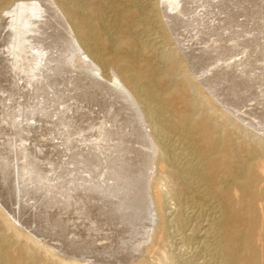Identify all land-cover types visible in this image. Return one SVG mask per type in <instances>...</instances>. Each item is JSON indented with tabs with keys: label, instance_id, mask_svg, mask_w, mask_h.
<instances>
[{
	"label": "bare ground",
	"instance_id": "obj_1",
	"mask_svg": "<svg viewBox=\"0 0 264 264\" xmlns=\"http://www.w3.org/2000/svg\"><path fill=\"white\" fill-rule=\"evenodd\" d=\"M6 1L0 64L20 74L34 64L24 59L37 57L31 50L63 46L62 27L78 49L65 61L75 66L70 74L112 97L102 122L113 127L106 131L123 129L125 143L143 142L146 151L120 157L130 204L117 222L124 235L115 250L88 251L60 238L51 244L45 228L27 217L29 206L11 207L0 193V264H264V93L261 87L246 117L231 111L241 104L236 88L245 89L233 79L238 62L199 74L171 30L169 3L177 0ZM17 12L15 31L24 30L25 15L32 18L28 53L19 34L5 31L4 17ZM39 17L44 24L35 23ZM52 55L50 63H58L59 54ZM144 160L154 175L142 203L137 189L145 181L135 172Z\"/></svg>",
	"mask_w": 264,
	"mask_h": 264
},
{
	"label": "rangeland",
	"instance_id": "obj_2",
	"mask_svg": "<svg viewBox=\"0 0 264 264\" xmlns=\"http://www.w3.org/2000/svg\"><path fill=\"white\" fill-rule=\"evenodd\" d=\"M169 6L171 30L179 44H185L183 52L199 74L225 61L238 62L233 79L240 77L245 89L236 88L241 104L238 111H231L246 117L243 112L261 90L264 93V0H177ZM14 17H4L5 31L19 34L27 51L35 36L30 30L32 18L25 15L19 22L24 30L15 31L21 14ZM41 20L35 23L45 22ZM62 29L58 41L63 46L56 52L46 46L31 50L37 57L25 54L24 59L34 64H25L20 74L5 67V61L0 64V193L11 207L28 205L27 217L34 226L45 228L51 244L57 245L60 238L88 251L108 252L124 235L117 222L129 212L124 191L129 179L121 175L120 157L127 152L129 157L132 148L146 149L143 142L133 143L132 148L125 143L123 129L106 131L113 127L102 122L111 114L106 102L112 97L99 95L100 89L92 90L88 82L70 74L75 66L69 68L65 61L78 49ZM54 53L59 54V62L53 64L50 54ZM136 123L140 129L138 118ZM136 135L143 140L142 131ZM148 164L143 162L142 172H135L138 182L145 181L136 188L142 203L149 197L147 185L154 175ZM115 190H120L119 196L106 197ZM39 256L44 258L41 252Z\"/></svg>",
	"mask_w": 264,
	"mask_h": 264
}]
</instances>
